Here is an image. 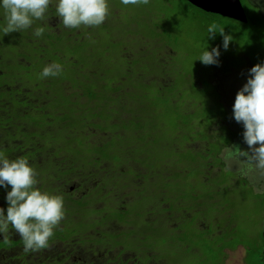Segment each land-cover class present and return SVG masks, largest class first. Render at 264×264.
I'll return each instance as SVG.
<instances>
[{
    "label": "trees",
    "instance_id": "obj_1",
    "mask_svg": "<svg viewBox=\"0 0 264 264\" xmlns=\"http://www.w3.org/2000/svg\"><path fill=\"white\" fill-rule=\"evenodd\" d=\"M249 4V11L257 15L260 22L251 26L248 17L246 24L235 21L247 27L250 34L240 38L247 40L248 46L246 49L236 46L233 63L242 56L250 61V57L260 52L264 45V3L247 2L243 6L248 9ZM114 7L124 11L126 20L121 27L123 30L111 38L110 43L120 40L123 45L128 37H137L151 48L143 51L136 60H129L117 45L105 46L106 38L102 35L106 28L101 31L85 28L80 40H75L73 30L59 36L45 27L37 43L28 45L32 58L29 68L22 70L0 63V70L5 71L0 76V153L10 160L27 159L36 173L39 190L63 197V211L66 202L67 207L71 204L68 205L56 183L118 179L117 183L129 184L141 175L140 170L161 161L164 173L165 162L174 163L170 167L173 174L170 180L184 177L179 171L185 166L176 165L184 163L188 166L194 162L189 158L193 151L185 148V139L195 130L205 132L227 116L216 111L218 101L216 95L210 93L208 81L188 69L186 61L189 55L197 54L199 43L217 47L207 38L210 24L234 20L205 13L185 0H150L147 5H124L121 2L120 5L114 3ZM50 11L47 9L44 20H36L35 29L46 23ZM32 30H26L28 38ZM22 34L26 36L24 31ZM30 39L37 40V37L33 33ZM34 47H41L42 53ZM34 53L41 56L35 58ZM161 54L170 60L168 64H160ZM225 57L219 56L218 59L229 60ZM52 63L62 66L60 74L41 78V68ZM228 67L231 68L225 71L242 68L238 65ZM21 72L23 78L18 86ZM55 77L56 82H50ZM69 83L74 89L71 96L62 89ZM188 91L196 97L190 96ZM210 100L213 101L212 107L208 103ZM190 107L194 110L205 107V116L198 112L189 113ZM188 115V121H185L184 117ZM194 120L204 125L194 123ZM145 131L150 136L143 134ZM123 133L131 137L124 144L118 139ZM107 137L111 139L107 140ZM136 143H141V151L128 146ZM168 148L170 151L166 150ZM159 172L160 169L157 183L161 182ZM1 190L7 189L0 187V196ZM2 200L0 198V202ZM4 210L6 215L7 209ZM2 236L0 234V238ZM164 236L158 234L157 239L162 240ZM17 243L24 244L9 226L7 239L0 240V244H7L10 249ZM97 245L106 252L114 249L110 242ZM253 252L249 256L255 259ZM153 254L163 258L160 250H154Z\"/></svg>",
    "mask_w": 264,
    "mask_h": 264
},
{
    "label": "flooded vegetation",
    "instance_id": "obj_2",
    "mask_svg": "<svg viewBox=\"0 0 264 264\" xmlns=\"http://www.w3.org/2000/svg\"><path fill=\"white\" fill-rule=\"evenodd\" d=\"M106 3L108 14L105 21L99 26L108 27L109 20L119 22L118 25L120 26L121 21L126 20V14L124 11L115 9L114 3L120 5L121 0H106ZM0 4H2V0H0ZM50 10L51 14L49 17L46 16V23H41V27H47L59 36L63 32L73 30L75 31V40H80L84 29L93 27L85 25L77 28L65 27L57 14L53 13L54 10ZM49 18L55 19L52 25L47 23ZM35 23L36 19L29 27V30L33 28L29 34L30 38L35 31ZM6 24V14L3 7L0 6V48L5 50L0 54V63H5L6 67H19L22 70L29 68L32 65V58L28 45L37 43L39 37L37 40H31L28 38L27 29L4 35L3 28ZM136 24L133 26L135 27ZM23 31L26 36H23ZM103 34L102 37L106 38V47L109 45L119 46L124 55L132 61L138 59L143 51L151 49L146 42L137 37H128L122 45L120 40L110 43L107 31ZM114 36L115 34H112L110 37L113 38ZM14 40L17 41L14 42ZM14 44L21 45V47ZM34 49L39 53L43 51L41 47H34ZM40 56L41 54L37 53L36 55L34 53L35 58ZM4 73L5 71L0 70V76ZM22 78L21 72L17 80L18 86L21 85ZM52 81L56 82V77L50 82ZM71 85L72 83L62 86L65 93L70 96L74 90ZM44 86L46 87V84ZM218 103L225 108H232L233 106V104L223 100ZM222 120L213 124L205 132L195 130L194 136L197 140L194 138L192 140L201 144L199 148L195 144L189 143L184 137L182 138L187 141L185 142L186 149L195 150L196 153L204 151V156L209 155L217 160L213 164L211 160L208 161L205 163L203 171L200 170L199 172L198 170L195 173V182L197 179H201V176L207 182L198 183L197 190L189 195L190 199L180 194L167 198V201H173L177 207H174L173 210L170 207L163 213H159L157 207L151 204L162 202L165 203L164 207H166L163 196L166 192L162 193L165 188V181L170 182L168 180L170 168L167 166V160L165 162V177L167 179H162L160 183H157L156 180L150 181L148 178L153 176L156 178L158 169L160 172H164L162 161L159 164L150 163L148 169L140 170L141 175L129 184L117 183L118 179L104 181L97 179L93 183L77 181L56 183L59 186V192L65 195L68 205H71L67 207L66 202L64 216L53 229V238L48 240L45 248L35 251H25L24 244L20 245L19 242L10 249H8L7 244H0V264H224L227 252L238 248L245 251L243 263L251 264L249 253H252L253 249L259 246H264V238L262 236L261 244L251 246L244 242L245 237L244 239L238 237L239 234L243 235V233L238 229L237 221L226 218L224 216L226 214L225 209L219 204L220 201H224L230 205L231 210L235 209L231 203L232 201H239V199L234 197L235 189L231 188L233 182L230 180L221 182L219 180L217 183H212L217 173L234 175L232 172L235 171L238 173L235 175L243 176V169L249 166L241 160H227L226 146L238 145L240 147L243 143V134L238 132L237 122L229 114ZM225 127L230 128V130ZM143 134L150 136L147 131ZM132 137L138 138L139 136ZM109 139L111 137H107V140ZM118 139L124 144L125 140H130L131 137L123 133L118 135ZM150 140L153 141V139ZM128 146H132L137 152L142 150L141 143ZM240 149L242 148L240 147ZM237 183L248 182L245 178ZM257 183H263V181L260 180ZM178 185L181 186L182 190H187L186 187L190 189L191 186L196 188V183H178ZM10 190L11 187L9 186L5 192ZM89 193L95 195L92 196L93 194L89 195ZM159 193L162 195L159 196ZM109 196L112 197L111 200L108 199ZM0 198L4 199L2 196ZM241 200L248 202L247 199ZM1 205L5 204L1 201L0 208ZM184 232H188V234H184ZM158 234L166 236L159 240L157 239ZM65 237L68 240L64 239ZM3 239H7V234L0 238V240ZM76 241L82 242V244L73 243ZM122 241L128 243L122 247L118 246V243H122ZM105 242H110L113 245L112 252L109 250L106 252L97 247V243L104 244ZM154 250H160L163 258L154 255ZM191 255L194 261L188 263L186 258Z\"/></svg>",
    "mask_w": 264,
    "mask_h": 264
},
{
    "label": "clouds",
    "instance_id": "obj_3",
    "mask_svg": "<svg viewBox=\"0 0 264 264\" xmlns=\"http://www.w3.org/2000/svg\"><path fill=\"white\" fill-rule=\"evenodd\" d=\"M124 5H144L150 0H121ZM50 0H2L7 24L4 35L28 29L33 20H44ZM56 14L68 28L81 25L99 26L108 14L106 0H58ZM44 27H37L36 37L44 33ZM223 37V49L227 50L233 37L225 34V29L216 23L209 25V39L217 33ZM219 46L211 51L205 50L198 60L204 65L219 66ZM62 66L52 63L43 68L41 78L57 76ZM249 78L237 92L233 105V118L244 128L243 140L248 151L238 145L226 146L228 159H237L250 167L264 170V64H256L248 73ZM259 145V147H256ZM36 173L27 159L21 157L10 160L0 153V187L8 189L7 214L0 208V234H7L9 226L19 234L25 251L39 250L47 246L53 229L64 216L63 197L41 192L37 187Z\"/></svg>",
    "mask_w": 264,
    "mask_h": 264
},
{
    "label": "rangeland",
    "instance_id": "obj_4",
    "mask_svg": "<svg viewBox=\"0 0 264 264\" xmlns=\"http://www.w3.org/2000/svg\"><path fill=\"white\" fill-rule=\"evenodd\" d=\"M260 1L261 3H264V0H242V4L245 5L247 2L260 3ZM57 4H58V0L51 1L48 7V10L51 9V6L56 7ZM243 7L246 8V6H243ZM249 8H251L250 4L248 6V9L246 8L247 17L249 18L250 25L254 26L256 23H259L260 20L258 19L259 17L257 15L252 14L249 11ZM52 10H54L53 13H56V8H53ZM128 18L132 19L133 17L128 16ZM54 20L55 19L53 18H49V20H47V23L49 25H52L54 23ZM118 23L119 22H112L109 20L107 24L108 27H105L107 34L109 35L108 37L109 39L112 38L110 37L112 34H115V35L120 34V31L123 30L121 29V27L124 26L125 21L122 20L120 26L118 25ZM222 23L223 24H218V25L225 29V34L231 35L233 37V40L237 41V43H230L227 50H224L223 47L219 49L221 53L220 57L226 56L229 60H224L222 58H219L220 59V60L218 59L219 66L202 64L198 60V58L201 56V54L205 50L211 51L210 49L212 48L213 44L208 46L206 43H199L198 46L196 45L197 51H198L197 54L189 55L186 62H187L188 69H193L196 76L203 77V80L205 79L208 81V87L212 90V92L210 91L209 88H206V89L209 90L213 96L216 95L215 96L216 101L220 102V100H223V101H227L234 105L237 92L243 87V85L247 82V79L249 78L248 76L249 70H247L246 72H241L240 69L239 70L232 69L230 71H225V70H228L229 68H231V67H228L231 65H238L243 68H247L249 64L252 66H255L258 63L264 64V45L262 46V50L260 52H257V54H254L250 57L249 59L250 61H247L246 58L242 56L241 58H239V61H234L233 63L232 58L236 54L235 53L236 46L239 45L243 49L247 48L248 46L247 40H242L240 38H246L250 34V30H248L247 27H244L243 25L235 21L222 20ZM92 28L100 29L99 31H101L104 27L93 26ZM210 40L217 47L223 46V43H222L223 37L219 34L218 30H217V33L215 34V38L210 39ZM2 52H5V50L3 48H0V54ZM159 61H160V64H162L163 62H167L166 56L164 54H161ZM168 61L170 62V60ZM160 64L157 61L158 67ZM160 80L162 81V79ZM188 94L190 96L196 97V95L193 94L191 91H188ZM208 103L211 104V107L214 106L213 101L210 100L208 101ZM220 107L221 106L219 105V108L216 111H218L222 116H224L225 114L226 115L231 114V117H233V106L232 108H225V107L220 108ZM209 111H212V110L209 109ZM188 112L189 113L193 112V114L198 112L199 114L201 115L204 114L205 116L206 109L204 107L203 110L201 108H198L197 110L195 108L194 110L193 107H190V110H188ZM188 118H189V115L185 116L184 120L188 121ZM195 122H198L201 125H204L200 121L194 120V123ZM236 127L238 128V132L240 134H243L244 132L243 125L237 123ZM225 128L227 130H230V128H227V127ZM190 135L191 136L187 138L189 143L195 144L199 148L201 144H198V141L194 142V140H192V137L197 140L196 136H194V133ZM202 135H205V133H202ZM181 137L183 138L182 134H181ZM242 142L243 143L241 144L240 147L242 148V150L248 151V146L246 143H244L243 139H242ZM203 146H205V144H203ZM208 147H209V144H208ZM256 147H259V145H256ZM166 150L170 151V148ZM204 155H205L204 151H202V153H196V151L194 150L192 153H190V156H189L190 160H194V162H191V165L186 166L184 163L176 165V166H185L181 172L179 171L180 175L184 176L182 178L170 180L173 174L169 172L168 180H170V182L165 181L164 183L165 188L162 193L164 194L166 192L163 195L164 200L166 202V207H164L165 203H162V202H157L156 204L151 203L152 205H154V207L155 206L157 207V211L159 213H163L167 211V209L170 207H172V210L174 209V207H177V205L173 201H167V198L175 197L180 194L183 197H186V198L188 197L190 199L189 195H192L193 192L197 190L198 183H202L203 181H205L203 179L204 177L201 176V179H199L201 181L197 179L195 182V178H196L195 173L198 170L199 172L200 170L203 171L204 165L205 163H208V161L211 160V163L213 164L217 160L209 155H206V156ZM227 160H230V159L227 158ZM173 164L174 163H170L167 166L170 168L173 166ZM232 173H234V175H230L229 173H226V174L217 173L214 176L212 183H217L219 180H221V182L224 180L232 181L233 183L231 184V188L235 189L234 197L239 199V201H232L231 204L235 206L234 207L235 209L233 210L230 209V205L227 204V202L220 201L219 204L225 209L224 211L226 212V214H224V216L226 218L234 219L237 221L236 224L238 226V229H240L244 235L243 236L242 234H239L238 236L239 238L244 239L245 237L244 242L251 246L255 244H261L262 236H263L262 229H263V223H264V203H263L264 202V170H260V169L248 166L247 168L243 169L242 171L243 176L235 175V174H238L235 171H233ZM159 174H160L159 181L162 180V178L165 179L164 172H159ZM157 177L155 178V176H153L148 179L150 181H153V180H157L158 179ZM245 178L248 183H237V182L242 181ZM260 180H262L263 183H257ZM178 183H196V188L191 186L190 189L186 187L187 190H182L180 188L181 186H179ZM1 191H2L1 196L4 198L2 200V203L5 204V205H1V208L7 209V206H8L6 202L7 193L4 190H1ZM91 194L93 193H89V195ZM162 194L159 193V196H161ZM94 195L95 194H93L92 196ZM108 199L111 200L112 197L109 196ZM160 199L161 198L159 197V200ZM241 199H247L248 202L241 200ZM172 220H175V219H172ZM169 239H171V237H169ZM127 243H128L127 241H122V243H118V246L122 247V245H126ZM253 250L255 252L256 258L254 259V257H252L250 259L251 264H264V252H263L264 246H259L258 248L253 249ZM244 254H245V251L241 248H238L237 250H234V251H229L227 252V257H226V261H224V264H244L243 263ZM186 259L188 260V263L194 261V258L192 255L187 257Z\"/></svg>",
    "mask_w": 264,
    "mask_h": 264
},
{
    "label": "water",
    "instance_id": "obj_5",
    "mask_svg": "<svg viewBox=\"0 0 264 264\" xmlns=\"http://www.w3.org/2000/svg\"><path fill=\"white\" fill-rule=\"evenodd\" d=\"M190 5L205 13L218 15L239 23L248 22L247 14L241 0H185ZM264 238V229H263Z\"/></svg>",
    "mask_w": 264,
    "mask_h": 264
},
{
    "label": "crops",
    "instance_id": "obj_6",
    "mask_svg": "<svg viewBox=\"0 0 264 264\" xmlns=\"http://www.w3.org/2000/svg\"><path fill=\"white\" fill-rule=\"evenodd\" d=\"M251 69V66L250 64L247 66V68H240L241 72H246L247 70H250Z\"/></svg>",
    "mask_w": 264,
    "mask_h": 264
}]
</instances>
